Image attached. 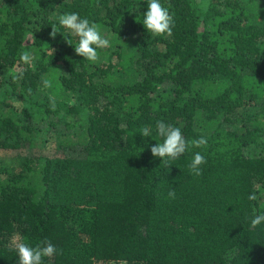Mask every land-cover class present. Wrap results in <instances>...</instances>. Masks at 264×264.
Returning a JSON list of instances; mask_svg holds the SVG:
<instances>
[{
	"label": "trees",
	"instance_id": "trees-1",
	"mask_svg": "<svg viewBox=\"0 0 264 264\" xmlns=\"http://www.w3.org/2000/svg\"><path fill=\"white\" fill-rule=\"evenodd\" d=\"M147 3L0 0V264L17 237L56 246L43 264H264V0H161L171 36ZM72 12L109 39L97 62L66 42ZM157 120L207 146L162 163Z\"/></svg>",
	"mask_w": 264,
	"mask_h": 264
},
{
	"label": "clouds",
	"instance_id": "clouds-1",
	"mask_svg": "<svg viewBox=\"0 0 264 264\" xmlns=\"http://www.w3.org/2000/svg\"><path fill=\"white\" fill-rule=\"evenodd\" d=\"M59 24L68 29L70 33L77 37L78 40L74 44L73 40L66 39L69 45L74 46V51L77 55L82 56L84 59L90 62H97L100 59L98 49H105L110 46L108 38L101 34V30L98 24L90 22L87 18H81L78 13H64L58 17ZM144 27L151 34L155 35H172V28L174 26V19L169 9L162 5L161 0H148L147 11L144 13V19L142 21ZM55 26H52V31L49 33L53 38L57 34ZM20 60L24 64H30L33 60V56L29 52H22ZM23 72L13 73V80L21 79ZM45 88L52 87V82L49 79L43 80ZM50 100L54 106V97H50ZM157 134L162 138V142H157L150 148V152L153 157L162 158V163H167L169 159L174 160L184 154L189 147H206L207 139L200 137L199 139H193L187 141L182 134L180 127H174L171 124H167L162 120L156 121ZM143 137H151V132L148 127H145L140 132ZM206 163L205 157L196 152L189 165L190 172L195 176L202 175L201 165ZM169 198L175 199L176 192L172 188L167 193ZM249 200H256L257 196L253 192L248 196ZM264 222V213L255 215L251 219V226L255 228ZM13 245L18 255V264H43L44 258H51L56 254L57 248L47 239L38 243L35 247L23 242L19 237L14 238Z\"/></svg>",
	"mask_w": 264,
	"mask_h": 264
}]
</instances>
